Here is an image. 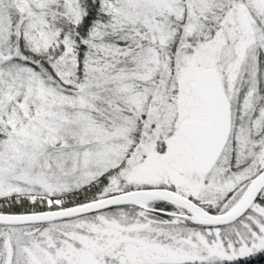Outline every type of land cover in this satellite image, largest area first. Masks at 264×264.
<instances>
[{"label":"snow or ice","instance_id":"1","mask_svg":"<svg viewBox=\"0 0 264 264\" xmlns=\"http://www.w3.org/2000/svg\"><path fill=\"white\" fill-rule=\"evenodd\" d=\"M0 264H264V0H0Z\"/></svg>","mask_w":264,"mask_h":264}]
</instances>
